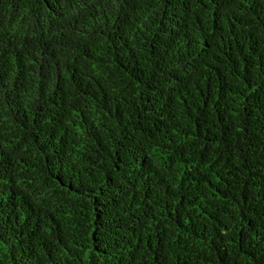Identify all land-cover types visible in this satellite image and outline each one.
<instances>
[{"label":"trees","instance_id":"trees-1","mask_svg":"<svg viewBox=\"0 0 264 264\" xmlns=\"http://www.w3.org/2000/svg\"><path fill=\"white\" fill-rule=\"evenodd\" d=\"M0 264H264V0H0Z\"/></svg>","mask_w":264,"mask_h":264}]
</instances>
